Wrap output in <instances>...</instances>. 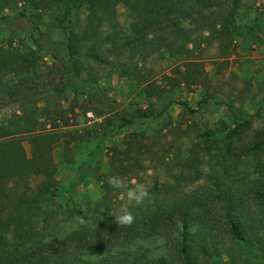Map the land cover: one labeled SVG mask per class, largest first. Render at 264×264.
Returning a JSON list of instances; mask_svg holds the SVG:
<instances>
[{"label":"trees","instance_id":"16d2710c","mask_svg":"<svg viewBox=\"0 0 264 264\" xmlns=\"http://www.w3.org/2000/svg\"><path fill=\"white\" fill-rule=\"evenodd\" d=\"M21 1L38 13L66 6L59 22L73 24L61 26L67 29L64 39L55 40L51 31L39 26L35 14L14 9L0 14V31L18 17L27 18L34 47L27 52L0 47V110L18 109L0 121V264H250L247 258L227 254V241L246 251L255 247L264 252V127L253 128L249 117L239 120L231 105L229 121L221 120L223 127L207 140L206 171L200 165L190 172L179 164L171 167L165 156L173 160L180 152L169 143L173 152L163 154L162 163L173 181L150 187L153 200L132 209L136 219L130 227H117L113 218L92 227L81 225L60 237L35 228V216L42 209L35 198L55 197L60 191L70 198L82 180L83 172L67 189L60 186L51 153V146L60 142L68 159L71 144L90 136L88 127L72 128L78 116L91 112L100 118L97 125L104 136L135 128L125 136L123 147L110 150L115 172L127 175L138 170L143 155L154 152L155 134L173 125V103L193 110L181 98L167 100L156 113L118 102L101 86L102 77L116 73L153 96L165 86L150 78L146 62L167 53L176 60L169 74H162L167 89L192 90L204 78L192 49L203 41L239 35L243 0ZM119 4L127 11V28L118 21ZM67 13L75 21L66 19ZM40 52L53 60L46 69L38 63ZM62 93L73 94L67 107L58 103ZM201 99L198 104L206 98ZM50 100L56 103L40 106ZM20 133L28 136L30 156ZM247 158L251 163L253 158L254 170L244 172L240 165ZM32 175L41 177L35 187ZM203 177L206 184H199ZM152 239L162 240L163 254L151 255L145 243ZM224 254L228 260L222 259Z\"/></svg>","mask_w":264,"mask_h":264},{"label":"rangeland","instance_id":"374dc122","mask_svg":"<svg viewBox=\"0 0 264 264\" xmlns=\"http://www.w3.org/2000/svg\"><path fill=\"white\" fill-rule=\"evenodd\" d=\"M242 4L239 9L238 24L241 32L239 35L222 37L219 41L213 40L208 43L203 41L200 46L195 45L192 49L194 56L200 60L204 73L202 84L192 90L184 86L167 89L162 74H169L176 62L167 53L154 55L146 62V71L150 78L160 84L159 86H165L164 91L153 96H147L139 84L116 73L105 74L102 77L101 86L109 97L118 102L136 104L156 113L167 100L181 98L187 100L193 110H185L180 104L173 103L169 112L174 126L163 128L161 132L155 134L158 137L153 147L154 152L151 155H143L142 165L137 167L136 172L134 170L127 175L115 172L110 164V150L123 147L125 136L135 128H125L119 133L104 136L103 129H98L97 125L100 118L91 112L78 116L77 123L72 128L88 127L90 129L87 133H90V136L85 135L71 144L72 150L68 159L64 157L60 142L51 146V153L56 168L55 177L60 186L67 189L83 172L82 180L70 198L64 191H60L55 197L35 198L42 208L35 216L37 232L46 233L49 237H60L81 225L92 227L99 222L112 220L114 212L122 201L120 193L114 191L102 179L103 176L106 180L113 174L134 178L146 183L149 188L153 185L171 184L173 179L162 163L163 154L169 155L173 152L174 147L169 148L170 142H174L180 152V155L173 160L165 156L170 161L171 167L175 169L176 164H179L185 172H190L193 167L200 165L206 171L207 156L204 155V149L208 144L207 140L211 138L213 131L223 127L221 120L229 121L231 117L229 105L239 115V120L242 117H249L253 128L264 127V3L243 0ZM10 9L35 14L33 17L36 18L39 26L43 30L51 31L55 40L64 39L67 29L61 26L71 27L73 24L67 21L59 22V19L65 15L66 6L38 13L21 0H7L5 3L0 0V14L9 13ZM65 18L72 16L67 13ZM117 18L119 23L127 28L129 19L125 7L121 4L117 6ZM72 20L75 21V17ZM30 31L31 24L27 18L22 16L16 18L10 28L0 31V47L10 46L27 52L34 48L29 37ZM238 36L250 41L245 46V53H241L238 50V43L234 42ZM38 63L42 69H46L45 66L51 65L53 60L40 52ZM202 96L206 99L198 104ZM72 97L71 93H62L58 103L67 107ZM55 103L54 100L43 101L40 106H51ZM14 111H18L16 106L2 108L0 121L8 118ZM78 135L79 133L75 136L79 138ZM19 137L30 156L31 146L27 134L20 133ZM253 164V158L252 163L247 158L241 163L240 169L244 172L254 170ZM40 179V176L32 175L31 186L35 187ZM200 183L206 184L204 177L199 181ZM196 184L188 188L196 187ZM162 194L159 193L158 196ZM82 207L87 208V213L82 211ZM161 244V239H152L145 243L154 256L163 254ZM225 249L227 254L247 258L250 264H264V252H260L255 247L246 251L238 243L227 241ZM227 254L223 255V260L229 259ZM205 262L212 261L206 259Z\"/></svg>","mask_w":264,"mask_h":264},{"label":"clouds","instance_id":"9594fccd","mask_svg":"<svg viewBox=\"0 0 264 264\" xmlns=\"http://www.w3.org/2000/svg\"><path fill=\"white\" fill-rule=\"evenodd\" d=\"M106 182L114 191L120 193L122 201L112 216L113 222L119 228L130 227L136 219L132 209L145 206L153 200L149 186L134 178H125L117 174L108 176ZM82 211L87 213V208L82 207Z\"/></svg>","mask_w":264,"mask_h":264},{"label":"crops","instance_id":"0c3cea01","mask_svg":"<svg viewBox=\"0 0 264 264\" xmlns=\"http://www.w3.org/2000/svg\"><path fill=\"white\" fill-rule=\"evenodd\" d=\"M234 42L238 43V50L241 52V53H245V46L248 45V43H250V41L244 39V38H241L240 36L236 37L234 39ZM252 42V41H251ZM252 44V43H251Z\"/></svg>","mask_w":264,"mask_h":264}]
</instances>
